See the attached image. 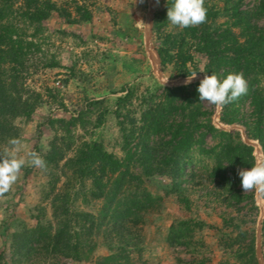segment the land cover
Instances as JSON below:
<instances>
[{
    "label": "trees",
    "instance_id": "16d2710c",
    "mask_svg": "<svg viewBox=\"0 0 264 264\" xmlns=\"http://www.w3.org/2000/svg\"><path fill=\"white\" fill-rule=\"evenodd\" d=\"M21 1L22 4L16 6L17 0H0V143L16 135L12 120L31 116L36 100L40 98V95L24 98L10 80L24 68L22 58L25 54L20 46L23 41L20 37L14 38L18 36L16 25L23 23L39 28L45 14L58 11L48 1ZM74 3L79 20L90 22V12ZM242 3L243 0H225V28L216 23L218 13L210 8L205 23L184 28L176 36H165L157 51L162 67L176 58L177 75L188 77L199 73L197 65L188 66L192 56L183 51L185 40L191 38L196 41V51L205 57L204 74L215 73L224 79L229 73L242 72L248 81V92L237 101L222 106L219 119L227 125H242L247 137L259 142L264 156V24H260L264 18L253 17L251 12L242 10ZM261 10L264 11L263 6ZM59 12L66 23H74L69 22V12ZM260 16L264 17V12ZM157 26L159 31L161 25ZM176 47L178 50L173 56L171 51ZM50 65L57 66L55 63ZM8 73L11 76L5 77ZM199 84L197 81L177 87L154 85L137 96L131 88L122 89L121 95L114 100L112 113L117 119L123 156L118 158L108 152L94 138L81 144L62 168L71 173L73 179L68 188L72 192L67 189L55 193L53 189L52 219L44 223L38 220L35 227H24L12 234L10 264H33L50 256L87 262L98 247L95 239L99 237L104 239L110 254L100 257L96 264H135L132 256L138 254L141 258L144 250L143 236L136 228L157 201L147 189L145 180L157 176L167 179L168 185L163 189L165 195H176L177 202L190 209L185 184L196 178L191 168L195 164V154L213 162L209 178L220 190L217 194H227L224 199L227 205L240 203L243 196L237 189L241 185L238 169H248L255 164L252 148L241 141L238 134L212 125L213 112L205 106L206 101H200ZM134 98L138 102L136 105ZM104 102H87L68 123L85 126V118L97 108L95 128L99 127L110 111L108 107H100ZM208 137L216 140L214 145H208ZM61 149L52 143L49 151L41 155L47 164V175L53 178V186L58 181L54 171L64 158ZM87 181L89 188L85 187ZM82 194L85 203L102 200L96 214L74 208ZM229 200H233V204ZM223 220L227 223L226 218ZM191 224L188 220L171 223L166 243L171 247H189L193 239ZM244 237L245 232H240L235 240L239 245L235 252L238 264H258L255 238L251 237L247 244L241 245ZM32 259L34 262H30ZM3 261L1 254L0 263Z\"/></svg>",
    "mask_w": 264,
    "mask_h": 264
},
{
    "label": "rangeland",
    "instance_id": "374dc122",
    "mask_svg": "<svg viewBox=\"0 0 264 264\" xmlns=\"http://www.w3.org/2000/svg\"><path fill=\"white\" fill-rule=\"evenodd\" d=\"M43 1L54 4L58 11L47 12L40 19L39 28L23 23L16 25L18 36L14 38L20 37L23 41L20 46L25 54L22 58L24 68L18 74L13 73L14 78L9 73L5 76L14 81L15 88L23 93L24 98L36 95H40V98L36 100L35 111L31 116L15 118L11 125L16 132L13 138L20 139L24 146L20 155L23 156L27 151L43 155L55 143L62 148L64 158L54 171L58 175L54 186L53 178L46 173L48 170L26 164L11 191L0 197V255L4 258L0 264L12 262V234L24 227H35L38 220L44 223L52 219L51 191L54 189L57 193L69 189L72 192L68 188L73 179L71 173L62 168L81 144L94 138L108 152L118 158L123 156L117 119L112 113L115 108L114 100L121 95L122 89L131 88L137 96L154 85H186L188 78L177 75L176 58L173 63L162 67L157 51L165 36H176L183 30L167 21L168 0H159V3L155 0L148 42L146 29L152 0ZM74 2L90 12V22L79 20ZM21 4L22 1L17 0L16 6ZM262 6L264 7V0H243L241 9L251 12L253 17L263 19L260 16L264 12L261 10ZM205 7L207 10L214 8L217 11L216 23L225 28V0H205ZM63 10L70 13L69 22H74L73 24L66 23L59 12ZM263 21L260 22L261 25L264 24ZM158 24L161 25L159 31L156 30ZM195 43L194 39L187 38L183 44V51L192 56L188 66L197 65L200 69L190 84L200 82L205 76L202 72L205 57L196 51ZM176 46H179V40ZM177 47L171 51L173 56L177 53ZM52 63L57 66L51 67ZM4 68L6 72L9 71L6 65ZM262 82L264 84V78ZM91 100L105 101L100 107H108L110 111L104 122L95 128L99 111L93 108L92 113L85 118V126L69 124L71 118ZM133 103H138L136 98ZM205 106L213 112L211 123L215 128L238 134L241 141L250 146L254 153L253 146L259 142L248 138L242 125H227L219 119L220 125L216 127L214 116L217 110L221 113V107L208 102ZM9 140L0 143V149L9 147ZM207 142L211 146L216 140L208 137ZM212 166L213 162L195 154V164L191 168L196 178L192 183L185 184L186 195L191 201L190 209L178 203L176 195H165L163 189L168 185L167 179L157 176L145 180L147 189L157 201L144 214L136 228L143 236L144 250L141 258L138 254L132 256L135 264H238L235 252L239 245L235 240L240 232H245L241 245L247 244L254 237L256 247L259 222H262L261 253L264 258V193L255 190L245 193L239 185L237 189L243 200L238 204L227 205L224 201L227 194H217L220 190L209 178ZM85 187L89 188V181ZM83 198V194L79 195L74 208L94 214L101 209L102 200L85 203ZM229 201L233 204V200ZM223 218L227 219V223ZM179 220L192 222L193 239L189 247H171L166 243L170 224ZM95 241L98 247L87 262H77L64 256H50L33 264H96L100 257L107 256L110 252L104 246L102 237ZM30 262H34V259Z\"/></svg>",
    "mask_w": 264,
    "mask_h": 264
},
{
    "label": "clouds",
    "instance_id": "9594fccd",
    "mask_svg": "<svg viewBox=\"0 0 264 264\" xmlns=\"http://www.w3.org/2000/svg\"><path fill=\"white\" fill-rule=\"evenodd\" d=\"M206 20L205 0H171V4L168 0L167 21L170 25L184 29L199 26ZM195 77L196 74L188 76L185 84H190ZM197 91L200 101L222 107L246 95L248 81L242 72L229 73L224 79H220L215 73L205 74ZM8 144L9 147L0 149V197L11 191L26 164L47 169L46 161L38 152L27 151L23 156L20 155L24 150L20 139L12 138ZM238 175L245 193L252 190L264 193V160H257L250 169H238Z\"/></svg>",
    "mask_w": 264,
    "mask_h": 264
},
{
    "label": "water",
    "instance_id": "95a60500",
    "mask_svg": "<svg viewBox=\"0 0 264 264\" xmlns=\"http://www.w3.org/2000/svg\"><path fill=\"white\" fill-rule=\"evenodd\" d=\"M154 7H155V0H152L151 6H150V13H149V17H148V28L146 29V41H149L150 38V33H151V24H152V13L154 11ZM157 62L159 63V61L157 60ZM261 227H262V222H259L258 224V230H257V234H256V256H257V261L258 264H264V258L262 256L261 253Z\"/></svg>",
    "mask_w": 264,
    "mask_h": 264
},
{
    "label": "built area",
    "instance_id": "2783aa9c",
    "mask_svg": "<svg viewBox=\"0 0 264 264\" xmlns=\"http://www.w3.org/2000/svg\"><path fill=\"white\" fill-rule=\"evenodd\" d=\"M219 115H220V111L217 110L216 111V114L214 116V125L216 127H219V125H220V123H219L220 122L219 121ZM257 145L259 146V144H257ZM257 145H254L253 146L254 147V153H253V155L255 157V163H256L257 160H263V153H262L261 147L259 146L258 149H257L256 148Z\"/></svg>",
    "mask_w": 264,
    "mask_h": 264
}]
</instances>
